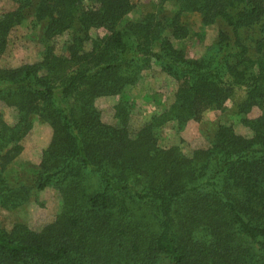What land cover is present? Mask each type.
<instances>
[{
  "label": "trees",
  "instance_id": "obj_1",
  "mask_svg": "<svg viewBox=\"0 0 264 264\" xmlns=\"http://www.w3.org/2000/svg\"><path fill=\"white\" fill-rule=\"evenodd\" d=\"M10 1L17 7L0 15V55L27 8L47 43L40 61L0 68V104L17 112L13 125L0 113V208L18 209L47 187L61 206L35 230L0 222V264H264V0H176L172 14L148 12L123 26L132 0L90 8L82 0ZM193 12L204 25L221 20L233 36L219 31L214 53L185 57L171 39L187 36L180 16ZM71 28L56 54L51 41ZM92 28L106 33L91 38ZM152 64L177 82L172 102L134 133L126 103L115 106L117 125L103 122L95 99L134 85ZM237 90L236 114L260 110L240 119L250 136L219 124L189 156L158 145L166 123L181 130ZM34 118L50 126V141L32 183L10 182L5 170Z\"/></svg>",
  "mask_w": 264,
  "mask_h": 264
},
{
  "label": "rangeland",
  "instance_id": "obj_2",
  "mask_svg": "<svg viewBox=\"0 0 264 264\" xmlns=\"http://www.w3.org/2000/svg\"><path fill=\"white\" fill-rule=\"evenodd\" d=\"M35 1V0H33ZM133 9L123 17L120 25L139 20L148 12H161L169 15L176 10V0H132ZM86 8L95 7V0H82ZM17 7L10 0L0 1V15L14 10ZM180 22L188 34L183 39H171L175 48L182 50L187 58H199L212 54L217 48L219 31H224L229 36L233 33L221 20L204 25L198 13H183ZM44 24L37 22L33 16V9H24V19L9 34L5 51L0 55V68H14L25 63L40 61L45 41ZM246 31V30H245ZM241 31L243 38L256 33V28ZM251 31H253L252 34ZM76 32L71 28L57 35L51 43L55 46L56 54H63L66 44ZM106 31L102 28H92L89 36L95 38L103 36ZM90 43L85 44L89 49ZM177 82L163 73L156 64L141 73L139 80L134 85L126 86L119 94L102 96L95 99V106L101 113L103 122L117 125L114 117L115 106L126 103L129 107L128 130L134 133L151 116L166 108L173 100ZM243 98V92L237 90L234 96L224 103L220 110L208 109L202 113L199 120H190L181 129H177L174 122H168L157 130V143L160 147L177 146L186 155H191L196 148L206 147L216 127L219 124H230L234 131L244 137L251 135L250 130L241 122V118H254L260 115L258 108H253L246 115L235 112V104ZM0 113L3 120L13 125L17 120L14 107L0 104ZM51 138V128L47 123L34 118L32 129L22 140V151L7 166L5 175L10 182L30 185L37 172L41 151L48 145ZM61 206V198L53 187L40 191H33L29 200L20 208L5 210L0 208V222L5 229H10L14 223H23L30 229H38L51 222Z\"/></svg>",
  "mask_w": 264,
  "mask_h": 264
}]
</instances>
